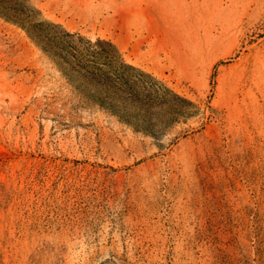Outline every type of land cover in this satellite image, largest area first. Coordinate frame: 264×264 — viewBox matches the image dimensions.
Returning a JSON list of instances; mask_svg holds the SVG:
<instances>
[{"label": "rangeland", "instance_id": "374dc122", "mask_svg": "<svg viewBox=\"0 0 264 264\" xmlns=\"http://www.w3.org/2000/svg\"><path fill=\"white\" fill-rule=\"evenodd\" d=\"M12 2L123 67L0 7V264H264V0Z\"/></svg>", "mask_w": 264, "mask_h": 264}, {"label": "trees", "instance_id": "16d2710c", "mask_svg": "<svg viewBox=\"0 0 264 264\" xmlns=\"http://www.w3.org/2000/svg\"><path fill=\"white\" fill-rule=\"evenodd\" d=\"M13 0H0V7L4 10H10L14 15V20L41 40L45 41V46H50L55 55L64 63H68L70 68L76 70L89 83L96 86H111L112 82L119 80L121 73L117 68L123 67L120 63L118 52L111 46L105 45L103 42L82 41V38H76L72 41L64 40V34L56 36L55 34L40 30L37 25L32 22V16H28L21 8L13 6ZM112 74V76H110Z\"/></svg>", "mask_w": 264, "mask_h": 264}]
</instances>
